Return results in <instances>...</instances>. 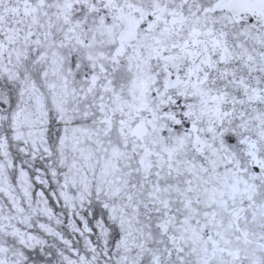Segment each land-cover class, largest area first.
I'll use <instances>...</instances> for the list:
<instances>
[{"label": "snow or ice", "instance_id": "snow-or-ice-1", "mask_svg": "<svg viewBox=\"0 0 264 264\" xmlns=\"http://www.w3.org/2000/svg\"><path fill=\"white\" fill-rule=\"evenodd\" d=\"M0 264H264V0H0Z\"/></svg>", "mask_w": 264, "mask_h": 264}]
</instances>
